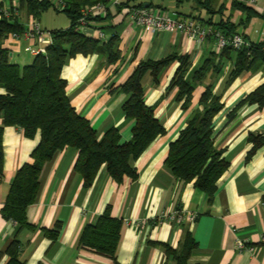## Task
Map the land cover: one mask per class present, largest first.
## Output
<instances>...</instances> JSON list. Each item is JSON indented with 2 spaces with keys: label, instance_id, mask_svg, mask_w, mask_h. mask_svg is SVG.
<instances>
[{
  "label": "crops",
  "instance_id": "0c3cea01",
  "mask_svg": "<svg viewBox=\"0 0 264 264\" xmlns=\"http://www.w3.org/2000/svg\"><path fill=\"white\" fill-rule=\"evenodd\" d=\"M51 1L55 4L60 0ZM139 2L156 11L163 9L178 17L196 18L207 26H218L229 20L238 25L248 41L264 44V0ZM235 2L249 9L236 7ZM0 6L17 8L19 21L25 28L37 20L46 30L41 16L37 19L29 15L20 0H0ZM108 7L110 17L99 25L117 27L119 59L112 62L107 54L80 53L68 59L62 76L67 80L72 104L91 121L99 135L118 127L121 141L127 142L133 137L135 120L124 113L123 104L128 95L120 87L142 61L159 60L172 54L180 58L188 56L191 70H196L214 54L219 60L222 52L213 37L198 43L184 32L146 29L129 20L126 8L120 9L112 2ZM112 32L114 28L108 31L109 37ZM3 42L11 49V62L20 66L31 64L36 56L25 48L41 45L36 38L27 40L12 35ZM235 57L233 52L230 59L222 61L220 72L211 69L203 82L196 84L187 108L177 99L179 88L170 86L181 65L179 59L165 69L159 82L154 81L151 73L146 75V102L154 107L167 131L136 161V180L125 177L118 182L104 166L94 184L86 186L82 174L76 170L79 151L71 147L57 151L44 165L38 198L27 210L28 221L35 228L20 230L16 222L0 214V264L8 263L6 251L15 236L21 241V258L27 264H175L173 258H167L165 244L179 247L187 231L192 232L197 242L189 264H264V146L248 157L252 148L250 135L264 133V106L245 104L233 118L229 116L247 94L264 82V69L243 72L229 83ZM210 84L225 103L215 118L216 147L223 149L230 161L212 202L193 182L178 179L166 164L171 142L191 116L202 109L200 99ZM4 92L0 87V93ZM3 123L0 116V125ZM40 140V131L29 138L18 126L5 127L0 211L18 169L32 161V152ZM108 208L113 217L123 221L116 261L80 246L86 226L96 223ZM178 208L199 215L194 220L165 218ZM58 222L62 227L53 240L45 231L54 229ZM239 242L243 243L242 247Z\"/></svg>",
  "mask_w": 264,
  "mask_h": 264
},
{
  "label": "trees",
  "instance_id": "16d2710c",
  "mask_svg": "<svg viewBox=\"0 0 264 264\" xmlns=\"http://www.w3.org/2000/svg\"><path fill=\"white\" fill-rule=\"evenodd\" d=\"M63 10L70 19L71 25L66 29L51 31L53 43L47 46L46 54L36 55L31 64L20 66L11 62V49L3 40L13 33H22L26 28L19 21L18 15L5 17L0 13V116L4 123L0 125V177L4 175V132L7 126L22 128L26 137L33 138L38 131L41 140L32 152V161L24 163L17 171L6 202L0 214L7 220L16 222L20 230L35 228L29 223L27 210L34 204L40 192V177L44 165L52 160L57 151L71 147L79 151L76 170L82 174L86 186L94 184L100 170L105 166L116 181L125 177L131 180L138 178L136 161L146 149L160 136L166 133V127L156 116L153 106L145 99L144 79L151 73L155 82H159L165 69L174 61L180 60L171 87H178L177 99L189 107L196 84L203 82L212 69L215 73L222 69V61L230 59L233 52L236 57L230 70L228 82H232L246 71L264 69V44L250 41V46L240 49L226 47L218 60L216 54L208 58L196 70L191 69L190 57H178L175 54L159 60L142 61L120 88L128 98L123 104L127 118L135 120L133 137L122 142L118 127H111L100 136L91 121L81 115L71 102L67 92V80L62 70L70 57L77 54L102 53L115 62L120 57L118 32L115 26L99 25L110 17L109 3L112 0H63ZM139 0H123L120 9L145 7ZM27 13L39 19L42 13L52 7L59 8L51 0H20ZM102 3L107 8L105 15H97L92 21L94 27L108 33L114 28L108 39L100 40L75 31L83 9ZM238 8L248 10L241 3L235 2ZM247 8V9H246ZM214 28L227 35L241 34L238 25L231 21H222ZM244 36V35H243ZM245 37V36H244ZM245 104L264 106V82L247 94L230 112L233 118ZM202 109L197 110L189 119L179 136L171 142L166 158L167 166L180 180L193 182L194 186L205 192L208 201L212 202L218 189V182L230 167L223 149H218L215 142V118L225 108L221 94L214 93L213 85L206 87L200 99ZM251 157L264 146V133L251 134ZM122 219L113 217L108 208L96 223L86 226L80 246L109 257L116 261V251L120 240ZM62 227L57 223L54 229H46V235L55 240ZM197 247L192 232L187 231L177 248L165 244L167 258H173L175 264H189ZM6 253L7 264H27L22 258V244L15 236Z\"/></svg>",
  "mask_w": 264,
  "mask_h": 264
},
{
  "label": "built area",
  "instance_id": "2783aa9c",
  "mask_svg": "<svg viewBox=\"0 0 264 264\" xmlns=\"http://www.w3.org/2000/svg\"><path fill=\"white\" fill-rule=\"evenodd\" d=\"M122 1L123 0H112V3L114 5H119ZM56 6L59 10H63L66 7V4L63 0H60L56 3ZM106 11L107 8L102 3L85 7L83 9V15L75 27V31L100 40L108 39V34L103 30L95 28L92 21L93 17H96L97 15H106ZM0 13L5 17H12L18 15V9H10L0 6ZM129 20L138 26L154 31L184 32L198 43H203L208 38L213 37L217 41V47L220 52L230 46L236 49H240L243 46H250V41L241 34L230 36L213 26L204 25L196 18L178 17L163 9H158L156 11L151 7L133 8L129 12ZM90 29H93V33L89 32ZM12 37L27 40L36 38L41 44L40 47L30 45L25 48L27 52L33 55L46 54L47 46L52 44L54 40L52 33L46 31L37 20L30 23L22 33H13ZM198 215L199 213L196 212L185 213L182 209L178 208L176 211L165 215V218H169L170 220H184L186 218L194 220ZM238 244L240 247L243 246L242 242H239Z\"/></svg>",
  "mask_w": 264,
  "mask_h": 264
},
{
  "label": "rangeland",
  "instance_id": "374dc122",
  "mask_svg": "<svg viewBox=\"0 0 264 264\" xmlns=\"http://www.w3.org/2000/svg\"><path fill=\"white\" fill-rule=\"evenodd\" d=\"M41 21L47 31L66 29L71 24L69 15L64 11L57 10L55 7L44 11L41 15ZM26 55L30 57L31 54L27 53Z\"/></svg>",
  "mask_w": 264,
  "mask_h": 264
},
{
  "label": "water",
  "instance_id": "95a60500",
  "mask_svg": "<svg viewBox=\"0 0 264 264\" xmlns=\"http://www.w3.org/2000/svg\"><path fill=\"white\" fill-rule=\"evenodd\" d=\"M146 6H147V5H146ZM89 32H90V33H93V29H90Z\"/></svg>",
  "mask_w": 264,
  "mask_h": 264
}]
</instances>
